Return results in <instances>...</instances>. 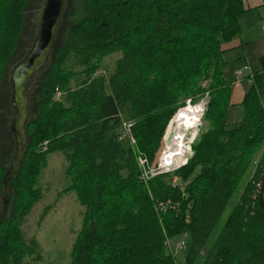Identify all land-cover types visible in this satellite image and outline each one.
Listing matches in <instances>:
<instances>
[{
	"label": "trees",
	"instance_id": "16d2710c",
	"mask_svg": "<svg viewBox=\"0 0 264 264\" xmlns=\"http://www.w3.org/2000/svg\"><path fill=\"white\" fill-rule=\"evenodd\" d=\"M26 1L0 0V80L22 31ZM78 1L84 16L47 63L36 113L26 127L31 144L18 176L8 181L13 194L0 222V264L40 255L36 239L26 240L20 226L40 198L34 187L53 153H62L67 164L71 185L64 191L75 192L84 208L71 264H177L163 243L182 234L190 236L184 264H196L235 196L209 250L210 263L264 264V210L258 201L264 154L243 184L264 145V56L259 71L245 72L240 83L248 87L242 101L232 104L221 49L241 33L243 1ZM113 53L120 58L112 71L93 76L101 59ZM74 67L83 76L70 87ZM60 89L65 92L57 101ZM205 93L207 129L192 146L194 156L144 184L125 125L152 162L175 113ZM236 105L243 108L242 120L229 126ZM44 140L46 151L33 152ZM4 174L0 166V194ZM174 175L183 190L172 186ZM167 202L166 211L158 209ZM50 209L44 208L40 222Z\"/></svg>",
	"mask_w": 264,
	"mask_h": 264
},
{
	"label": "rangeland",
	"instance_id": "374dc122",
	"mask_svg": "<svg viewBox=\"0 0 264 264\" xmlns=\"http://www.w3.org/2000/svg\"><path fill=\"white\" fill-rule=\"evenodd\" d=\"M44 0H27L26 6L23 11L24 18H23V25L22 31L19 35L17 40V45L15 50L13 51L11 57L8 59L4 66V73L0 80V166L7 171L9 168V161H5L6 155H14L15 151V142L14 138L11 134L9 123L12 119V110L10 108V101H9V79L10 74L12 71L13 66H15L30 49V46L33 42V39L36 35V28L39 21L40 11ZM64 16L59 23L56 32V42L54 44L53 54L55 53L57 47L62 43L65 34L67 33L68 29L79 19H81L83 15V10L81 9L80 2L78 0H66L65 12ZM51 55L50 59L48 60V65L51 62V59L54 55ZM120 58L119 53H113L109 56H106L101 59L99 63L98 69L92 74L93 76H107L108 73L112 71L114 68L116 60ZM224 73L226 80L228 82L236 83L235 73L238 69L244 67L242 66V62L237 60L228 61ZM256 68L257 71L260 70ZM259 69V70H258ZM254 70V71H256ZM74 73L76 76L70 79L69 86L73 87L76 79L83 74L80 73L81 69L79 67H74ZM254 71L248 73L246 72L245 75L250 76L253 74ZM43 76L40 77L39 80L34 81V85L31 86V90L34 93L31 94L30 99V116L29 121L33 120L35 116V112H33V106L37 105V96L39 95L40 91V84ZM39 82V85H37ZM203 86H207L208 81L202 83ZM240 84V83H238ZM241 86V85H240ZM248 87V83H243L241 89L245 90ZM245 88V89H244ZM39 89V90H38ZM63 90H57L56 99L60 100L63 97ZM59 93V94H58ZM57 94L59 96H57ZM209 101V96L205 93L204 98L200 101H197L195 105L203 104L204 106V113L202 116V120L200 119L199 126L197 127V133L195 138L192 142L187 144V152L178 164L184 166L188 163V161L194 156V152L192 150V146L198 140L201 133H203L207 129V123L204 120V115L207 110V104ZM188 100L185 103V108H180L171 120L175 119L174 126L177 121V116L179 113L188 108ZM200 102V103H199ZM198 103V104H197ZM33 104V106H32ZM35 109V107H34ZM182 109V110H181ZM243 116V108L241 106H237L236 108L232 109L228 113V124L229 126H233L234 124H238L242 120ZM172 122V121H171ZM169 122V123H171ZM171 125V124H169ZM164 137H167L170 127L167 126ZM173 129L171 130L170 134L172 133ZM166 140V138H165ZM31 141V140H30ZM188 139L186 140V142ZM166 142V141H165ZM31 144V143H30ZM136 149V161L140 171L139 177L144 184H147L149 180L153 179L154 177H150V173L152 170L157 168V164L159 161L160 156L162 155L165 150H167L166 144H163V140L161 143V148L159 152L155 155V158L152 162H150L143 154L139 152L136 148L135 140L132 143ZM47 141L38 142L36 146L32 147L33 152H44L46 151ZM165 146V149H164ZM31 148V145H30ZM264 154V145L258 152V156L255 159V164L252 165L248 177L243 182V184L248 180L252 172L254 171L257 163L260 161L262 155ZM144 160V161H143ZM183 161V162H182ZM66 162L64 160V156L62 153H53L49 154L47 157L46 166L42 169L40 175L37 177V182L34 188L39 190L40 198L35 203L34 207L31 209L29 214L25 217L26 219L23 221L22 225L20 226V230L24 234L26 240L31 238H35L40 246V255L39 257L33 255L32 258H26L23 264H71V247L75 242L79 231L82 227L83 221V212L84 208L79 204L77 200V196L75 192L72 191H64L71 185V180L66 176ZM170 167H175V165H169ZM182 167V166H181ZM198 170V169H197ZM177 171V170H176ZM198 171H196L197 173ZM179 178V177H178ZM263 179V178H262ZM177 185L180 186L181 190L184 189V185L182 184L181 179L179 178V183ZM260 186V185H259ZM258 186V187H259ZM242 188V187H241ZM13 194V190L11 196ZM237 196L234 197L233 202H231L225 212L221 217V224L226 220L230 211L235 206ZM51 206V209L45 216L42 222H40V216L45 207ZM12 210V205L10 209V213ZM219 227L214 231L213 235L211 236L207 246L200 252L198 256V264H211V259L208 258L210 253V248L212 247L214 240L217 237ZM167 241L171 245L173 250V258L176 260L177 264H184L185 261V253L188 251V243L190 244V236L187 235H179L177 237H164V246L166 247L167 251L170 252L171 250L167 247ZM183 241L185 243L184 250L179 251L176 250V245ZM171 253V252H170ZM196 263V264H197Z\"/></svg>",
	"mask_w": 264,
	"mask_h": 264
},
{
	"label": "water",
	"instance_id": "95a60500",
	"mask_svg": "<svg viewBox=\"0 0 264 264\" xmlns=\"http://www.w3.org/2000/svg\"><path fill=\"white\" fill-rule=\"evenodd\" d=\"M65 6L66 0H44L36 28V35L30 49L23 60L14 66L10 74L8 84L13 117L9 123V128L14 138L15 151L9 161V168L2 178L0 222L9 213V199L12 189L8 181L18 176L30 144L26 129L30 116V92L27 87L31 83L33 76L38 75L47 66L48 58L55 44L57 28L65 12ZM171 138L172 134L168 135L165 142L166 145L170 144ZM258 201L260 208L264 210V175L258 192Z\"/></svg>",
	"mask_w": 264,
	"mask_h": 264
},
{
	"label": "crops",
	"instance_id": "0c3cea01",
	"mask_svg": "<svg viewBox=\"0 0 264 264\" xmlns=\"http://www.w3.org/2000/svg\"><path fill=\"white\" fill-rule=\"evenodd\" d=\"M242 1L246 12L239 20L241 33L222 44L221 49L224 52V60H237L242 62V66H248L249 71H254L259 68L260 58L264 56V0ZM240 85L241 83H233L232 104L242 101L244 90Z\"/></svg>",
	"mask_w": 264,
	"mask_h": 264
},
{
	"label": "bare ground",
	"instance_id": "6f19581e",
	"mask_svg": "<svg viewBox=\"0 0 264 264\" xmlns=\"http://www.w3.org/2000/svg\"><path fill=\"white\" fill-rule=\"evenodd\" d=\"M204 110L205 109L202 103L198 104L197 106L191 105L188 108L182 110L177 116L175 127L173 128V131L171 133L172 138L170 144L166 145L167 150H165L164 152V155L167 158L166 162L168 166L172 164H178L181 160H183L187 152V144L189 142H192V140L196 136L197 127L199 126V122L203 116ZM187 139L188 141L186 142ZM172 173H167V174H172ZM158 209L161 210L160 206L158 207Z\"/></svg>",
	"mask_w": 264,
	"mask_h": 264
},
{
	"label": "built area",
	"instance_id": "2783aa9c",
	"mask_svg": "<svg viewBox=\"0 0 264 264\" xmlns=\"http://www.w3.org/2000/svg\"><path fill=\"white\" fill-rule=\"evenodd\" d=\"M245 72H249V67L248 66H244L240 69H238L235 73V78H236V82L237 83H240L241 82V79L243 78ZM59 94V93H58ZM57 94V96H59ZM189 104V102H188ZM125 129L127 131V133L129 134V137H130V140H131V143H134V139L132 138V136H130V133H129V129H130V126L129 125H125ZM165 137H163V144H165ZM166 156L164 155V152L162 153V155L160 156L159 158V161H158V164H157V168L152 170L150 173V177H155L157 175H160V174H167V173H172L174 171H176L178 168H180L181 166L184 165V163L182 165H179V164H173L175 165V167H170L167 165V162H166ZM144 161V160H143ZM177 182L179 183V178L174 175L171 179V184L172 186H176L177 185ZM170 206V202H167L165 204H160V208L161 210L163 211H166L167 208ZM167 247L171 250V254L173 255V250L171 248V245L169 244V242L167 241L166 243ZM184 247H185V243L183 241L179 242L177 245H176V250H179V251H182L184 250Z\"/></svg>",
	"mask_w": 264,
	"mask_h": 264
},
{
	"label": "flooded vegetation",
	"instance_id": "af4514ba",
	"mask_svg": "<svg viewBox=\"0 0 264 264\" xmlns=\"http://www.w3.org/2000/svg\"><path fill=\"white\" fill-rule=\"evenodd\" d=\"M65 14V13H64ZM64 16V15H63ZM55 42H56V40H55ZM54 48V47H53ZM53 50L54 49H52V53H51V55L53 54ZM51 55L49 56V58L48 59H50V57H51ZM24 58V57H23ZM23 58L21 59V60H23ZM20 60V61H21ZM19 61V62H20ZM18 62V63H19ZM13 68H14V66H13ZM12 68V69H13ZM44 69L43 70H41L40 72H39V74L38 75H34L33 76V78H32V80H31V83L28 85V87H27V90L30 92V99H31V94L32 93H34V91L33 90H31V86H33L34 85V81H37V80H39L40 79V77H42V76H44ZM37 85H39V82H38V84ZM40 88V87H39ZM39 90V89H38ZM10 93V92H9ZM9 96H10V94H9ZM9 101H10V97H9ZM29 106H30V104H29ZM32 106H33V104H32ZM34 107H35V109H34ZM10 108H11V104H10ZM36 109H37V105H35V106H33V112H35L36 113ZM11 110H12V108H11ZM29 111H30V107H29ZM13 114V113H12ZM13 117V116H12Z\"/></svg>",
	"mask_w": 264,
	"mask_h": 264
}]
</instances>
